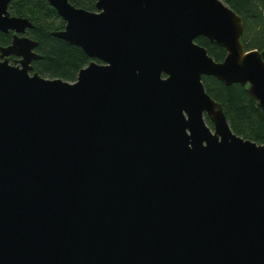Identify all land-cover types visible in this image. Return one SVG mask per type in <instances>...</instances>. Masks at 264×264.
<instances>
[{"label": "water", "instance_id": "obj_1", "mask_svg": "<svg viewBox=\"0 0 264 264\" xmlns=\"http://www.w3.org/2000/svg\"><path fill=\"white\" fill-rule=\"evenodd\" d=\"M11 1L0 264H264V144L234 134L202 83L239 84L264 116V49H244L241 18L221 0H45L64 22L51 36L91 59L70 83L33 71V24Z\"/></svg>", "mask_w": 264, "mask_h": 264}, {"label": "trees", "instance_id": "obj_2", "mask_svg": "<svg viewBox=\"0 0 264 264\" xmlns=\"http://www.w3.org/2000/svg\"><path fill=\"white\" fill-rule=\"evenodd\" d=\"M242 20L241 42L246 51L264 49V0H221ZM76 7L96 11V0H70ZM12 16L27 18L33 28L26 36L37 42L36 54L40 59L32 62L33 71L49 79L76 80L78 71L87 66L91 59L82 50L61 39L51 36L60 31L64 22L45 0H13L8 6ZM11 42V32L0 33V46ZM195 43L204 47L216 62L223 60V48L210 43L204 37H197ZM202 83L207 94L220 103L231 131L243 139L264 144V116L258 104L239 84L225 86L214 77L203 76ZM206 124L212 127L208 117Z\"/></svg>", "mask_w": 264, "mask_h": 264}, {"label": "flooded vegetation", "instance_id": "obj_3", "mask_svg": "<svg viewBox=\"0 0 264 264\" xmlns=\"http://www.w3.org/2000/svg\"><path fill=\"white\" fill-rule=\"evenodd\" d=\"M26 33H27V31H26ZM8 34V33H7ZM12 32H11V39H12ZM20 36V35H19ZM7 59H8V61H9V63L11 64V65H13L17 60H18V58H16V57H14V56H9V57H7Z\"/></svg>", "mask_w": 264, "mask_h": 264}]
</instances>
